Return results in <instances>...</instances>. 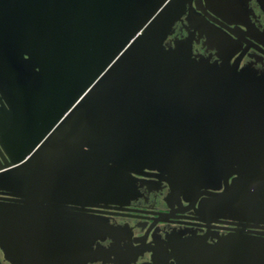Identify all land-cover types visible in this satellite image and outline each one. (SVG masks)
I'll list each match as a JSON object with an SVG mask.
<instances>
[{"label": "water", "instance_id": "1", "mask_svg": "<svg viewBox=\"0 0 264 264\" xmlns=\"http://www.w3.org/2000/svg\"><path fill=\"white\" fill-rule=\"evenodd\" d=\"M183 8L0 0V72L27 120L12 142L19 153L0 166V192L12 197L0 202L7 261L88 258L96 228L79 209L117 202L144 169L187 196L223 181L210 205L264 222V80L166 47ZM186 264H264V240L237 230Z\"/></svg>", "mask_w": 264, "mask_h": 264}, {"label": "flooded vegetation", "instance_id": "2", "mask_svg": "<svg viewBox=\"0 0 264 264\" xmlns=\"http://www.w3.org/2000/svg\"><path fill=\"white\" fill-rule=\"evenodd\" d=\"M178 1L184 8L164 41L166 47L183 43L197 60L264 80V0ZM14 84L0 72V166L19 153L12 142L27 122L16 109ZM236 176H229L228 183ZM215 185L219 188H201L187 196L175 192L157 170L134 174L130 190L117 202L79 209L96 229L89 236L90 256L74 264H186L189 254L237 230L264 240V222L232 218L224 206L210 205L212 196L224 190L223 181ZM9 198L0 192L1 203L11 202ZM0 264H13L1 250Z\"/></svg>", "mask_w": 264, "mask_h": 264}]
</instances>
